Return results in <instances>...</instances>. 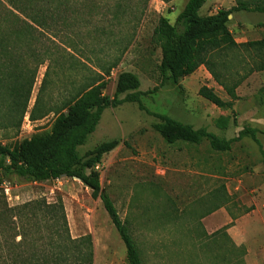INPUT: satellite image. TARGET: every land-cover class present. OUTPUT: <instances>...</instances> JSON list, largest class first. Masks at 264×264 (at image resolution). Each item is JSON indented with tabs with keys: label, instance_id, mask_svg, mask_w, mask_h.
I'll return each mask as SVG.
<instances>
[{
	"label": "rangeland",
	"instance_id": "rangeland-1",
	"mask_svg": "<svg viewBox=\"0 0 264 264\" xmlns=\"http://www.w3.org/2000/svg\"><path fill=\"white\" fill-rule=\"evenodd\" d=\"M187 1L96 0L93 16L89 5L84 4L81 15L87 23L80 25L73 42L82 48V60L94 71H99L97 61L109 65L118 59L109 77H105L103 96L113 98L120 73L134 74L140 80V92L158 87L154 94L141 98L148 112L194 130L205 129L224 141L237 138L245 128L255 130L262 152L249 137L233 143L228 153L211 151L207 141L199 146L181 142L168 146L153 130L159 121L127 103L105 110L96 130L77 152L82 157L103 143L119 142L102 158L97 173L101 188L130 228L142 264H264V230L257 224L256 215L239 223L238 230L248 240L240 245L228 235L230 225L222 221L226 214L229 221H234L252 211L264 220V72L250 74L251 67L246 63L234 68L244 81L236 90L238 99L232 111L219 110L198 96L199 88L206 86L223 101H229L203 67L180 82L183 88L169 81L161 84L160 50L152 42L153 31L161 18L173 25ZM241 4L250 11L230 16L228 29L234 40H264V14L252 10L264 8V0H206L199 14L206 17ZM8 10L5 0H0V34L9 27L5 18ZM16 50L25 51L23 47ZM22 67L20 64V71L29 78L34 70L33 59L28 58ZM9 71L0 57V146L12 148L24 140L49 134L56 115L49 113L37 121H24L37 100L47 64L38 69L21 120L23 100L15 101L10 94ZM82 74L70 71L66 64L63 76H59L60 85L58 77L52 76L54 87L49 91L51 98H43V109L47 111L61 99L62 85L68 89L71 83L78 85ZM222 116L230 117L234 124L218 129L214 121ZM4 182L11 186L8 193L0 188V202L4 201L7 209L35 200L51 204L61 198L71 238L92 237L93 264H126L125 248L102 203L93 199L81 182L62 178L31 184L15 177ZM203 233L212 238H205ZM224 235L245 254L232 251Z\"/></svg>",
	"mask_w": 264,
	"mask_h": 264
},
{
	"label": "trees",
	"instance_id": "trees-1",
	"mask_svg": "<svg viewBox=\"0 0 264 264\" xmlns=\"http://www.w3.org/2000/svg\"><path fill=\"white\" fill-rule=\"evenodd\" d=\"M160 1L169 3L172 0ZM5 3L9 7L5 17L9 27L0 34V57L7 70L11 69L8 76L12 98L23 100L20 120L26 114L38 69L45 64L47 71L29 119L37 121L49 113H54L56 119L45 136L32 137L12 148L0 146V184L11 177L31 184H45L62 178L77 179L90 190L93 199L102 203L125 248L126 264H142L140 253L128 224L121 221L95 171L102 158L114 151L119 142L103 143L82 157L77 152L94 133L105 110L116 109L125 103L137 105L139 111L159 121L153 130L168 146L180 142L199 146L207 141L211 151L228 153L233 143L249 137L262 152L255 130L245 128L237 138L224 141L205 129L194 130L167 116L148 112L141 98L154 94L158 87L140 92L141 83L134 74L120 73L113 98L103 96L107 85L105 77H109L118 59L109 65L97 61L99 71H94L82 60V48L73 42L80 25L87 23L81 15L83 5H89L88 11L93 16L96 0H5ZM205 3L206 0H188L173 25L166 19L158 20L152 42L160 50V83L169 81L180 86L182 80L203 67L229 101H223L206 86L199 88L198 96L219 110L232 111L238 99L236 90L244 81L234 68L246 63L251 67L250 74L264 72V40L237 43L229 31V17L236 12L250 11L247 6L241 4L228 10L220 9L203 17L199 13ZM252 10L264 14V8ZM20 47L25 49L24 53L17 52ZM28 58L33 59L34 70L26 78L20 71V64L25 68ZM66 64L70 71L83 72L82 79L78 85L69 84L70 89L62 85L61 99L46 111L42 103L43 98H51L49 91L54 87L51 77H58L57 84L60 85L59 76H63ZM122 95L125 97L119 99ZM234 122L230 117L222 116L214 124L225 130ZM0 194L3 195L1 190ZM203 236L212 238L204 233ZM224 236L232 251L245 254L229 240L228 235ZM18 237L20 240L16 241ZM199 237L196 234L197 241H200ZM93 257L90 235L71 238L61 198L51 204L35 200L14 209H7L5 202H0V264H93Z\"/></svg>",
	"mask_w": 264,
	"mask_h": 264
},
{
	"label": "crops",
	"instance_id": "crops-1",
	"mask_svg": "<svg viewBox=\"0 0 264 264\" xmlns=\"http://www.w3.org/2000/svg\"><path fill=\"white\" fill-rule=\"evenodd\" d=\"M236 42L237 43H245V41L243 39H240L239 41L236 40ZM186 79H184V80H186ZM181 82H183V81H181ZM180 86H181V88H183L182 86H184V84L183 83H180ZM221 212H224V211L221 210ZM254 215H256V222H257V224H259L261 226V228L264 230V220L262 218L259 219V217H258L259 214L258 213L256 214V212H254V211H252V212H250V213H248V214H246L244 216H241L239 218L236 217L234 221H229L230 220V217L228 216V214H226V215H224L222 217V221L227 222V224L230 225V228L227 230V232H228V235H230L233 238V241H235L236 244H239L240 245V244H242L241 241H248V240L245 239V237L243 236V234L238 230V225H239V223L242 220L247 219V218H251ZM243 244L246 246L245 243H243ZM248 252H249V250H248ZM248 259H249V255L246 256V260L247 261H248Z\"/></svg>",
	"mask_w": 264,
	"mask_h": 264
},
{
	"label": "built area",
	"instance_id": "built-area-1",
	"mask_svg": "<svg viewBox=\"0 0 264 264\" xmlns=\"http://www.w3.org/2000/svg\"><path fill=\"white\" fill-rule=\"evenodd\" d=\"M24 121H25L26 123H30V122H29V117H28V118L25 117ZM98 168H99V167L97 166V167L95 168V171H97ZM0 188H1V190H3L5 193H8V192H9V188H11V186H10V184H8V183H6V182H3V183L0 184Z\"/></svg>",
	"mask_w": 264,
	"mask_h": 264
},
{
	"label": "water",
	"instance_id": "water-1",
	"mask_svg": "<svg viewBox=\"0 0 264 264\" xmlns=\"http://www.w3.org/2000/svg\"><path fill=\"white\" fill-rule=\"evenodd\" d=\"M230 18V17H229ZM74 180H77V179H74ZM78 181V180H77Z\"/></svg>",
	"mask_w": 264,
	"mask_h": 264
}]
</instances>
